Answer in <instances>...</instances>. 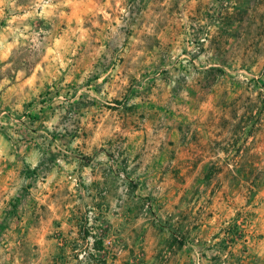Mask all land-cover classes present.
<instances>
[{
	"label": "rangeland",
	"instance_id": "1",
	"mask_svg": "<svg viewBox=\"0 0 264 264\" xmlns=\"http://www.w3.org/2000/svg\"><path fill=\"white\" fill-rule=\"evenodd\" d=\"M119 119L130 132L159 121L148 134L178 141L171 168L185 192L155 226L168 236L156 264H259L264 0H0V264L20 228L10 174L23 158L77 137L107 148ZM176 237L192 244L184 261ZM116 241L124 253L102 257L124 258Z\"/></svg>",
	"mask_w": 264,
	"mask_h": 264
},
{
	"label": "crops",
	"instance_id": "2",
	"mask_svg": "<svg viewBox=\"0 0 264 264\" xmlns=\"http://www.w3.org/2000/svg\"><path fill=\"white\" fill-rule=\"evenodd\" d=\"M45 118L51 125V119ZM150 121L146 129L130 132L132 126L119 119L112 141L120 139L107 148L105 139L96 136L52 143L51 148L40 146L37 153L29 151L19 171L10 174V193L15 191L16 198L20 197L10 203V224L20 225L16 236L10 237V264H73V252L83 238L90 210L95 211L96 222L127 244L123 259H108L106 264H127V260L156 264L168 236L156 233L155 226L165 224L167 208L179 203L185 190L174 184L171 168L178 160L170 156L178 141L165 133L149 135V128L159 130V121ZM160 127L169 129L167 124ZM128 130L132 134L126 138ZM117 143L123 145V153L115 159L111 148ZM40 176L45 178L42 184ZM148 200L152 206L146 210ZM37 225L47 227L39 229V235L28 243L27 237ZM188 244L174 256L181 261L190 257L192 244ZM253 250L261 255L259 264H264V238Z\"/></svg>",
	"mask_w": 264,
	"mask_h": 264
},
{
	"label": "built area",
	"instance_id": "3",
	"mask_svg": "<svg viewBox=\"0 0 264 264\" xmlns=\"http://www.w3.org/2000/svg\"><path fill=\"white\" fill-rule=\"evenodd\" d=\"M119 156V152L114 154L116 159ZM151 206V202H146L145 208L148 209ZM95 211L90 210L86 213L85 224L82 229L83 238L79 241V247L75 248L73 254V264H106L108 258H115L121 256L125 251V245L122 242H117L113 235L98 234V228L95 229L93 225H101L95 221ZM87 228L88 233L85 232ZM101 241V248L96 249V244ZM97 253H102L106 257H98ZM95 256V257H94Z\"/></svg>",
	"mask_w": 264,
	"mask_h": 264
},
{
	"label": "trees",
	"instance_id": "4",
	"mask_svg": "<svg viewBox=\"0 0 264 264\" xmlns=\"http://www.w3.org/2000/svg\"><path fill=\"white\" fill-rule=\"evenodd\" d=\"M35 173H36V171H35ZM16 199L19 200L20 197H17ZM17 200H15V201L17 202ZM13 203H15V202H13ZM236 226H237V225H234L233 227L235 228ZM84 227H86V226H84ZM233 227H232V228H233ZM85 232L88 233L87 228H85ZM178 239H179V238H177V237L174 238V240H175L176 242L179 243L180 247L183 246L184 244H186L185 241H183V240H178ZM101 244H102V242H101V241H98L97 244H96V249H100V248H101Z\"/></svg>",
	"mask_w": 264,
	"mask_h": 264
}]
</instances>
